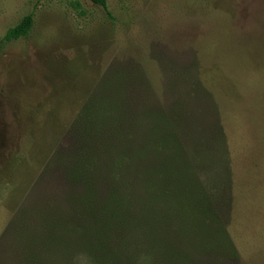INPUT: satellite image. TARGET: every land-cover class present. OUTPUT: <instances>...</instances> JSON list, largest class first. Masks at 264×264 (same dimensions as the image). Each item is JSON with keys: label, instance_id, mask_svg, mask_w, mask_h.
<instances>
[{"label": "rangeland", "instance_id": "1", "mask_svg": "<svg viewBox=\"0 0 264 264\" xmlns=\"http://www.w3.org/2000/svg\"><path fill=\"white\" fill-rule=\"evenodd\" d=\"M77 1L0 0V264H93L82 246L43 240L63 218L83 223L88 153L103 199L113 168L151 143L155 117L228 236L191 259L264 264V0ZM28 15L29 34L4 41Z\"/></svg>", "mask_w": 264, "mask_h": 264}, {"label": "trees", "instance_id": "2", "mask_svg": "<svg viewBox=\"0 0 264 264\" xmlns=\"http://www.w3.org/2000/svg\"><path fill=\"white\" fill-rule=\"evenodd\" d=\"M64 1L79 6L77 0ZM87 1L107 9V0ZM33 24V16H25L7 32L4 41L27 36ZM96 120L95 117L86 118L87 132L96 128ZM161 125L162 118L155 117L149 128V146H141L134 154L126 152L133 156L132 162L138 163L118 164L116 172L113 168L109 176L111 186L103 199L97 194L99 188L92 172L96 166L95 152L88 153L89 159L78 176L84 186L81 196L83 223H77V215L54 222L53 229L43 240L45 246H58L66 254L82 246L92 255L96 254L93 264H197L189 251L197 248L210 251V248L227 244L228 236L222 222L210 215V192L190 164L181 165L179 152L168 150L176 135L165 132ZM149 148L155 152L154 163L148 160ZM130 166L137 171L139 182L137 205L133 199L136 178L127 177L125 173ZM33 262L76 264L42 257Z\"/></svg>", "mask_w": 264, "mask_h": 264}]
</instances>
